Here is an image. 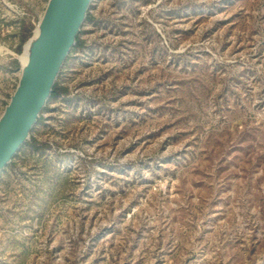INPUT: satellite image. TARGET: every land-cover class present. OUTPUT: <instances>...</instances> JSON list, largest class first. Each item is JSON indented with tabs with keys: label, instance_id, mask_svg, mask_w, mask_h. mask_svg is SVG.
<instances>
[{
	"label": "rangeland",
	"instance_id": "rangeland-1",
	"mask_svg": "<svg viewBox=\"0 0 264 264\" xmlns=\"http://www.w3.org/2000/svg\"><path fill=\"white\" fill-rule=\"evenodd\" d=\"M46 3L0 0V115ZM88 14L0 174V264H264V0Z\"/></svg>",
	"mask_w": 264,
	"mask_h": 264
},
{
	"label": "water",
	"instance_id": "water-1",
	"mask_svg": "<svg viewBox=\"0 0 264 264\" xmlns=\"http://www.w3.org/2000/svg\"><path fill=\"white\" fill-rule=\"evenodd\" d=\"M91 2L47 0L27 61L21 64L16 87L0 115V174L29 140L76 44Z\"/></svg>",
	"mask_w": 264,
	"mask_h": 264
},
{
	"label": "trees",
	"instance_id": "trees-1",
	"mask_svg": "<svg viewBox=\"0 0 264 264\" xmlns=\"http://www.w3.org/2000/svg\"><path fill=\"white\" fill-rule=\"evenodd\" d=\"M89 17H90L89 14H87L86 19L89 18ZM23 25H24V24L22 23V26H21L22 29L24 28ZM29 34H30V28L27 30V33L25 34L24 37H22L21 40L24 41V39H26V37H27ZM82 44H83V41H81V40L79 39V37H77V39H76V44H75V46L73 47L72 50H74L76 47L81 46ZM18 51H19V48H18ZM67 93H68L67 88L64 87V86H62V85H60V84H58V83L56 82V83L54 84V86H53V89H52V92H51L50 99H52V98H56V97H59V96H65ZM50 99H49V100H50ZM25 145H30L31 147H34V148H41V147H44L45 144L38 142L35 138L31 137V135H30V138H29L28 141H26Z\"/></svg>",
	"mask_w": 264,
	"mask_h": 264
},
{
	"label": "bare ground",
	"instance_id": "bare-ground-1",
	"mask_svg": "<svg viewBox=\"0 0 264 264\" xmlns=\"http://www.w3.org/2000/svg\"><path fill=\"white\" fill-rule=\"evenodd\" d=\"M37 28L35 29L34 32V36L32 38H30L24 45V49H23V53L20 55V61L22 65H25L26 61H27V56H28V52H29V48L31 46V42L33 41V38L36 36L37 34Z\"/></svg>",
	"mask_w": 264,
	"mask_h": 264
}]
</instances>
